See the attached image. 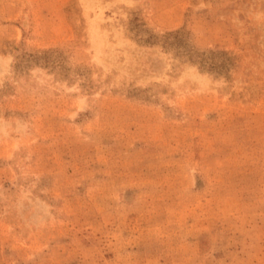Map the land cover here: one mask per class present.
Masks as SVG:
<instances>
[{
    "label": "rangeland",
    "instance_id": "374dc122",
    "mask_svg": "<svg viewBox=\"0 0 264 264\" xmlns=\"http://www.w3.org/2000/svg\"><path fill=\"white\" fill-rule=\"evenodd\" d=\"M0 264H264V0H0Z\"/></svg>",
    "mask_w": 264,
    "mask_h": 264
}]
</instances>
